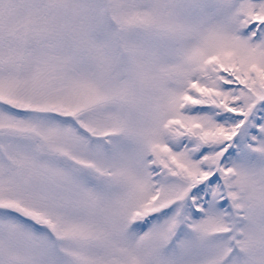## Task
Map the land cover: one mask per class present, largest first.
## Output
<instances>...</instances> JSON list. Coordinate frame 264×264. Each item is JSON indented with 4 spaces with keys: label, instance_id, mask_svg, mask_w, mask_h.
Listing matches in <instances>:
<instances>
[{
    "label": "snow or ice",
    "instance_id": "6c2138e0",
    "mask_svg": "<svg viewBox=\"0 0 264 264\" xmlns=\"http://www.w3.org/2000/svg\"><path fill=\"white\" fill-rule=\"evenodd\" d=\"M0 264H264V0H0Z\"/></svg>",
    "mask_w": 264,
    "mask_h": 264
}]
</instances>
